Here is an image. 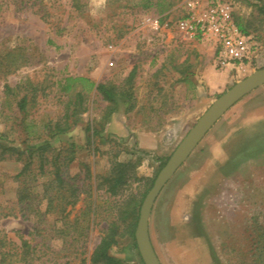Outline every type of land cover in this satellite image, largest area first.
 <instances>
[{
  "label": "rangeland",
  "instance_id": "obj_1",
  "mask_svg": "<svg viewBox=\"0 0 264 264\" xmlns=\"http://www.w3.org/2000/svg\"><path fill=\"white\" fill-rule=\"evenodd\" d=\"M189 1L201 8L208 0H81L84 12L71 0H0V142L33 152L32 171L21 178V162L0 160V230L11 252L24 242L36 248L27 263L17 256L3 264H90L106 228L124 233L133 205L141 207L211 104L264 68V0H225L252 38L250 60L227 68L217 66L213 42L178 30ZM66 77L131 95L104 118L110 104L95 87L77 84L64 94ZM79 91L77 122L63 134L47 132L66 109L72 113ZM45 145L41 171L37 148ZM117 162H129L133 176L111 195L104 178ZM25 188L32 209L20 202ZM147 233L161 264H264V84L228 108L166 183ZM110 254L144 264L135 237H119Z\"/></svg>",
  "mask_w": 264,
  "mask_h": 264
},
{
  "label": "trees",
  "instance_id": "obj_2",
  "mask_svg": "<svg viewBox=\"0 0 264 264\" xmlns=\"http://www.w3.org/2000/svg\"><path fill=\"white\" fill-rule=\"evenodd\" d=\"M72 1V7H76L80 12H84L83 9H80L77 5L81 2V0H71ZM239 29L244 33L245 35H248L249 33L245 31L240 25H238ZM133 72L129 75L127 79V83H131L133 79ZM77 84H82L86 89H91L94 88L96 89L97 94L107 103L110 105L106 108L105 116L104 118L109 117L113 112H115L119 100L121 98H129L130 97V89L126 91L119 92L116 88V86L112 83H98L95 85L94 82H92L89 78L86 77H66L63 79V81L60 83V89L64 94H69L71 91H73L76 88ZM6 92L11 93L14 91V88L10 87L9 85L5 86ZM76 96V101L68 102V106L73 104V111L72 113H69V111L66 109L64 114L62 115V118L55 119L53 125H49V129L47 132H51L53 135H60L65 132H67L70 127L75 124L77 121L74 120V116L80 113V111L83 109L82 103H83V94L81 91L77 92L75 94ZM27 95H24L22 97H18L16 104L19 110V113H23L26 111V106H27ZM68 108V107H67ZM86 109L84 108L83 111ZM52 123V122H51ZM50 123V124H51ZM90 129V128H89ZM29 127L27 126L26 132L28 135L29 133ZM98 131L94 130V134H96ZM2 136V134H1ZM47 146H40L37 148L38 151H41V162H40V170L44 171V165L42 164V159H43V154L47 151ZM12 157H15V160L17 162H21L23 164L22 170L18 174V178L24 177L28 172H31L32 169L31 167L33 166V152L29 151L28 148L24 150H20L17 147L14 146H6L0 142V160H7ZM60 157V154L57 155L55 161H58ZM74 158H71L69 162L73 161ZM114 174L111 176L105 177L104 181L108 183L106 192H108L111 195H117L120 191V189L127 185L128 181L130 178H132V174L129 172L130 171V163H122V162H117L114 164ZM56 177L60 180V176L57 173ZM21 184H25V181L22 180ZM24 188V187H23ZM73 191V190H72ZM24 195L20 197V202L24 203L25 202V209L27 208H34L33 203L34 198L30 190L25 188V191L23 192ZM47 193L45 192L43 195V198H46ZM142 201V200H141ZM75 201H73L71 204H74ZM134 206L136 208V212H134ZM139 205H133L132 213L133 216L131 217L130 221L127 223V225L124 228V233H119V228L117 227L116 224L109 225L108 228H106V232L104 235L101 237L99 243L96 245L94 250L92 251L89 261L90 264H123V262L114 257L113 255L110 254V249L118 243L119 237H122L124 235H127L129 237L134 238L135 236V229L137 225V220H138V211H139ZM24 209V210H25ZM35 210V209H34ZM36 213L39 214V210H35ZM136 213V214H135ZM8 242L9 245L12 243L10 241L6 240V234L0 230V254H1V259H0V264H3L6 262L5 258L8 257H17L20 256L19 259H16L17 262H24L27 263V256L30 255V253H34L35 247H31L27 242H24V244L16 248V250L19 249L20 252L13 253L11 252L12 249L6 247V243ZM12 262V261H11Z\"/></svg>",
  "mask_w": 264,
  "mask_h": 264
},
{
  "label": "water",
  "instance_id": "obj_3",
  "mask_svg": "<svg viewBox=\"0 0 264 264\" xmlns=\"http://www.w3.org/2000/svg\"><path fill=\"white\" fill-rule=\"evenodd\" d=\"M263 84L264 68L255 71L221 94L188 131L175 151L171 154L164 167L158 173L152 187L142 202L139 219L135 229L134 237L144 264H161L147 233L148 220L156 198L161 190L228 108L239 98Z\"/></svg>",
  "mask_w": 264,
  "mask_h": 264
},
{
  "label": "built area",
  "instance_id": "obj_4",
  "mask_svg": "<svg viewBox=\"0 0 264 264\" xmlns=\"http://www.w3.org/2000/svg\"><path fill=\"white\" fill-rule=\"evenodd\" d=\"M187 14L177 23L178 30L189 39L213 42L216 64L221 68L243 65L252 55V38L236 24L232 5L225 0H208L199 7L187 2ZM154 26L157 22L154 21Z\"/></svg>",
  "mask_w": 264,
  "mask_h": 264
}]
</instances>
